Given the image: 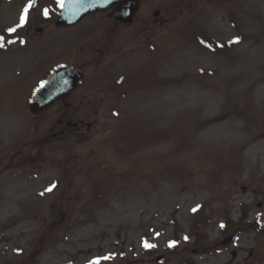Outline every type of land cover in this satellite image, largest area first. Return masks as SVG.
<instances>
[{"label": "rangeland", "instance_id": "1", "mask_svg": "<svg viewBox=\"0 0 264 264\" xmlns=\"http://www.w3.org/2000/svg\"><path fill=\"white\" fill-rule=\"evenodd\" d=\"M162 2L147 36L102 16L122 53L85 59L62 32L23 38L27 8L0 0V264H264V0H142L138 17ZM62 50L94 126L72 165L13 158H65L58 108L26 106Z\"/></svg>", "mask_w": 264, "mask_h": 264}, {"label": "flooded vegetation", "instance_id": "2", "mask_svg": "<svg viewBox=\"0 0 264 264\" xmlns=\"http://www.w3.org/2000/svg\"><path fill=\"white\" fill-rule=\"evenodd\" d=\"M62 0H38L36 5L31 7V0H18L19 8L25 7L24 9H29V11L26 9V12H24V15L28 12L30 13L28 16L20 17V23L22 24L27 22V24L30 22V26L25 29V33L23 35V38L26 36H30L29 32L30 30L33 31L34 37L38 38L39 36H55L57 33H64L65 39H67V44H65V47H68V49L71 46H79L81 47L83 54H85V59H91L97 58L98 56H104L106 54H113L117 53L116 55H121V42L120 37L113 36L112 38H108L105 36H102V32L100 31V18L104 16L107 20L110 22L112 21L116 26H118L120 29L122 28H131L133 30H137L138 34H145L147 36V33L149 31V28L152 24L156 25H164V17L161 13V5L163 6L164 2L161 4L158 3L157 6H154L153 11L155 10L157 12L156 15H152L151 18L148 15L147 19L141 20L138 17V14L133 17V20L129 23H120L118 20L114 19L110 14L109 11H100V12H90L89 14L84 15L78 22L68 25V26H56L55 22L57 20V14L60 8ZM141 7L143 5L142 0H140ZM140 7V9H141ZM152 11V12H153ZM139 12V11H138ZM45 26L47 25L48 30L45 33V29L43 28L42 24ZM143 25V26H141ZM45 33V34H44ZM48 34V35H47ZM17 36V35H15ZM43 36V37H44ZM22 38V37H20ZM74 41V44L72 42ZM70 50V49H69ZM110 52V53H108ZM63 50L59 51L58 54H49L52 56V62H54L55 59H57L58 63L66 62L69 65H72L74 67H78L80 71L82 70V67L78 65L79 60L76 59L79 57V55L76 56V58L71 59L70 63L67 61L68 58L65 59L62 58ZM115 55V56H116ZM52 65V63L50 64ZM57 65V64H56ZM83 66V65H82ZM83 71V70H82ZM83 80L81 84L74 89L71 92V95L65 99L63 102H57L56 107L58 110L55 111V123L51 126L49 130V141L50 142H58V143H64L63 144V151L65 154V158H62V156H57L55 153H51V151L48 150L50 153H45V148L39 147L35 145V143H31L29 146V149L32 150L33 148L36 149V154H33L30 158L25 156L23 153L30 154L32 153L30 150H20L13 158H15L17 155L22 154L23 159L28 160H34L37 163L41 162H47L51 161L53 163L58 164V166H63V164H68L70 161L77 160V153L76 147L77 144V137L81 138L84 133H88L94 125H91L90 123L86 122L87 116L94 115L96 113L95 108H98V103H96L94 100H91L88 98L85 101L86 103H89L85 107H81L82 105V98H87L88 94H91V97L96 96V92L89 91V93L82 94L81 96L82 100L79 101V104H73V99L77 94H79L80 89L85 84V73L83 71ZM63 141V142H62ZM50 145V144H49ZM47 147H50L46 145ZM58 150V149H57ZM55 151V150H53ZM72 165L73 163H69ZM72 193H75L74 191H69ZM66 191H60L59 194L61 196H65ZM76 194V193H75ZM241 223V222H240ZM240 225V224H239ZM231 235V234H230ZM229 235V236H230ZM233 236L231 235V238ZM230 238V239H231ZM235 252H233V257L235 256Z\"/></svg>", "mask_w": 264, "mask_h": 264}, {"label": "water", "instance_id": "3", "mask_svg": "<svg viewBox=\"0 0 264 264\" xmlns=\"http://www.w3.org/2000/svg\"><path fill=\"white\" fill-rule=\"evenodd\" d=\"M71 1L75 0H66L65 4H62L57 24L74 23L89 11L108 10L113 5L117 6L112 15L121 22H129L139 7L138 0H81L77 4H70ZM81 79L82 73L76 68L65 64L54 67L47 79L32 93L27 105L29 111L38 114L53 102L66 98L80 84Z\"/></svg>", "mask_w": 264, "mask_h": 264}]
</instances>
